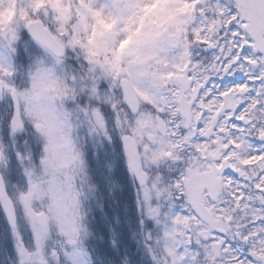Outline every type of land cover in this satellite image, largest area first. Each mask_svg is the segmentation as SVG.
Listing matches in <instances>:
<instances>
[{
  "label": "snow or ice",
  "instance_id": "snow-or-ice-1",
  "mask_svg": "<svg viewBox=\"0 0 264 264\" xmlns=\"http://www.w3.org/2000/svg\"><path fill=\"white\" fill-rule=\"evenodd\" d=\"M155 4L32 0L27 21L0 30V100L11 101V133L31 124L43 139L39 162L27 158L26 191L13 197L0 175V210L20 264H61L57 250L51 260L45 253L53 231L72 247L87 234L86 165L74 138L79 123L66 107L81 94L113 109L146 215L165 226L150 245L155 264H264V0H178L169 26L156 23ZM24 32L43 55L21 86L13 57ZM196 48L213 54L196 60ZM69 54L79 75L65 71ZM237 75L245 79L225 86ZM79 112L108 135L99 107ZM165 164L178 172L168 183L154 171ZM7 165L0 143V169ZM21 211L35 250L19 233ZM64 255L75 264L74 253Z\"/></svg>",
  "mask_w": 264,
  "mask_h": 264
},
{
  "label": "rangeland",
  "instance_id": "rangeland-1",
  "mask_svg": "<svg viewBox=\"0 0 264 264\" xmlns=\"http://www.w3.org/2000/svg\"><path fill=\"white\" fill-rule=\"evenodd\" d=\"M49 0H44V4L48 3ZM178 0H156V4L154 7L157 8H152V13L156 14L158 13L160 16V19L156 21L157 24H162L163 26H169V22L172 19L171 14H170V8L173 5H177ZM32 0H0V30L7 29L10 26L16 25L20 26L22 25L25 21L28 20L30 12H32ZM49 22L55 24V20L52 17H49ZM162 20L164 22H162ZM26 52L28 53V57L30 58V65L32 64L33 60L37 56H42L43 55V50L39 48V46L35 45L31 41L27 42L25 45ZM198 50V48H196ZM50 63V61H49ZM66 62H65V70H66ZM30 68V66H29ZM29 72V69H28ZM242 76V75H240ZM243 77V76H242ZM11 101L9 100H0V117L5 115V112H8V114H11L12 107H11ZM98 102V100H97ZM100 102V101H99ZM69 103V102H68ZM70 103L77 104V102H72ZM90 105L82 104V105H77L76 110L79 111V108L81 107H88ZM99 107V106H95ZM100 108V107H99ZM82 115V114H81ZM87 127L91 128L90 125L86 122ZM107 124V130L111 128L112 123ZM9 124L5 125V127L8 129ZM4 127V130L6 128ZM27 127H32L31 124H28ZM29 135L26 141H23L21 144L22 147L20 151L16 150V153H20L25 157V160L22 162L20 158L16 157V162L17 164H25V166H16L15 169H12L10 166V162L8 159V165L6 168L0 169V173L3 174L5 177L8 179L9 183V190L10 194L15 197L20 191H26L28 187L27 183V176L25 174V168L27 166V158L29 156L32 157L33 161L38 163L39 159L41 158V155L43 153V139L39 136V134L33 133V130H29ZM90 134V133H89ZM108 136H110L109 131L108 135L105 136L103 132L100 131H93V138L95 141H97V145L99 149L105 144L107 141ZM9 137H11L9 135ZM91 140H92V135L90 134ZM102 137H103V143L102 142ZM93 141V140H92ZM8 147L5 148L6 152L7 149L10 146V138H8ZM26 143V144H25ZM95 143V142H94ZM9 154L14 153V150L11 149ZM114 150L111 149L109 154H113ZM15 154V153H14ZM150 166V165H149ZM148 166V167H149ZM106 169L109 168V164L105 163L104 166ZM12 169V170H11ZM87 169V167H86ZM87 173V185L85 186L88 194V205L90 208H96L99 209L100 204L97 201V197H95V192L93 188L91 187V184L89 183V178L94 179V176L91 172H86ZM89 174V175H88ZM165 183H168L166 179H164ZM94 185L96 184L95 180H93ZM145 206V205H144ZM146 208V206H145ZM164 212H167V207L164 209ZM149 220L153 223V228L148 231V234L144 237L142 236V239H145L147 242L146 244V249L151 257L152 263L155 264V261L153 259V252L150 251V245L155 242L158 238H160L165 230L164 224H156L153 220L149 218ZM86 228H87V234L84 235L86 240H90L91 233L89 231V220L85 221ZM18 230L20 235L22 236L23 243L25 247H27L29 250H35V240H34V234L32 232V229L30 227V224L26 217L24 216L23 212L21 211L19 213V225H18ZM149 235H151L152 240L150 241L148 239ZM12 240L16 243L15 246V251H17L18 254V264L21 262V257L19 254V247H18V240L16 237L15 232H12L11 234ZM62 245H65L62 247ZM79 244L75 247L72 246H67L66 242L63 237L59 235L58 232L53 231L51 238L46 242V247H45V253L46 256L51 260L50 253L53 250H57L60 253V261L61 264H71V262L67 259V257L64 255L65 251L72 252L74 253V259H75V264H88V261L84 254L81 252L79 249ZM4 264V263H3ZM13 264V263H11Z\"/></svg>",
  "mask_w": 264,
  "mask_h": 264
},
{
  "label": "trees",
  "instance_id": "trees-1",
  "mask_svg": "<svg viewBox=\"0 0 264 264\" xmlns=\"http://www.w3.org/2000/svg\"><path fill=\"white\" fill-rule=\"evenodd\" d=\"M106 250V249H105ZM107 251V250H106ZM106 258H107V261H111L112 263H114V261H113V256H112V254L110 253V251H107L106 252Z\"/></svg>",
  "mask_w": 264,
  "mask_h": 264
},
{
  "label": "clouds",
  "instance_id": "clouds-1",
  "mask_svg": "<svg viewBox=\"0 0 264 264\" xmlns=\"http://www.w3.org/2000/svg\"><path fill=\"white\" fill-rule=\"evenodd\" d=\"M57 3H59V0H56ZM38 4L43 7L44 5V0H38Z\"/></svg>",
  "mask_w": 264,
  "mask_h": 264
},
{
  "label": "flooded vegetation",
  "instance_id": "flooded-vegetation-1",
  "mask_svg": "<svg viewBox=\"0 0 264 264\" xmlns=\"http://www.w3.org/2000/svg\"><path fill=\"white\" fill-rule=\"evenodd\" d=\"M177 175H178V172L175 171V172H174V179L176 178ZM249 259H251V258L249 257Z\"/></svg>",
  "mask_w": 264,
  "mask_h": 264
}]
</instances>
